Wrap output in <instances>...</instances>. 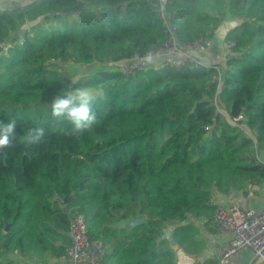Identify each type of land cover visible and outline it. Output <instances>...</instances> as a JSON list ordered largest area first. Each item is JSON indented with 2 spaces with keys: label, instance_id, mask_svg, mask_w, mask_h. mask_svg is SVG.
Wrapping results in <instances>:
<instances>
[{
  "label": "trees",
  "instance_id": "1",
  "mask_svg": "<svg viewBox=\"0 0 264 264\" xmlns=\"http://www.w3.org/2000/svg\"><path fill=\"white\" fill-rule=\"evenodd\" d=\"M82 1L88 7L70 14L55 12L78 0L0 8V44L27 29L22 43L0 50V121H17L14 144L0 148V258L14 250L61 256L71 215L81 211L108 250L102 264H176V248L161 238L165 226L186 253L200 254V228L185 217L204 218L215 232L214 193L264 182L255 151L264 147V0L170 1L184 41L213 37L222 19H238L225 35L236 45L218 92L216 70L206 66H153L128 76L101 67L72 81L68 62L120 60L167 37L156 0ZM81 86L101 92L92 104L98 123L74 135L67 119L51 116V102ZM240 114L252 136L229 120ZM37 127L45 129L39 142L20 141ZM140 214L146 218L134 228L118 226Z\"/></svg>",
  "mask_w": 264,
  "mask_h": 264
},
{
  "label": "built area",
  "instance_id": "2",
  "mask_svg": "<svg viewBox=\"0 0 264 264\" xmlns=\"http://www.w3.org/2000/svg\"><path fill=\"white\" fill-rule=\"evenodd\" d=\"M171 0H156L155 11L162 20L166 32V40L159 46H152L147 52H134L131 56L116 61L97 62L93 64L105 65L102 67H114L122 74L128 76L144 71L153 66L168 65L181 68L189 65L192 68L200 66L212 67L216 70L211 81L217 82V92L223 81L225 59L233 52L236 45L234 40H226L222 61L205 64L199 58V54L207 53L214 46L213 37H201L195 41H184L178 33V24L175 21V13L169 8ZM24 37L14 40L12 45L22 43ZM217 93L214 103L217 110L221 111L217 102ZM242 114L229 118L239 126ZM209 129V126L206 127ZM249 136H252L246 131ZM264 184V182H263ZM210 202L216 205L211 217L217 226L218 233L223 238V244L216 246L215 258L217 264H227L229 260L243 250L252 252V260L257 257L256 264H264V205L253 207L242 205L240 202H226L223 198L211 197ZM194 218L187 215L183 223L198 224ZM69 236L71 241L61 255L64 264H102L108 250L101 237L91 236L88 230L85 215L76 211L71 215L69 224Z\"/></svg>",
  "mask_w": 264,
  "mask_h": 264
},
{
  "label": "crops",
  "instance_id": "3",
  "mask_svg": "<svg viewBox=\"0 0 264 264\" xmlns=\"http://www.w3.org/2000/svg\"><path fill=\"white\" fill-rule=\"evenodd\" d=\"M40 0H0L1 9L10 8H23L29 6ZM225 22L218 26L216 33L213 36L214 46L207 53L199 54V58L205 64H211L214 62L222 61V54L224 52L225 35L227 30L234 25V20L231 17H226ZM256 149V148H255ZM258 156L264 160V147L260 149ZM247 192V195L244 194ZM216 197L223 198L226 202H240L242 205L262 207L264 205V184L255 189H248L247 191H232L229 194H223L220 192L214 193ZM263 196L259 204H255L256 195ZM246 203V204H243ZM128 221V220H125ZM197 226L200 228L199 238L204 239L206 245L202 253L197 255H191L186 253L181 247L176 245L177 260L176 264H195L196 261H204L207 258H215L216 246L223 244V238L218 233V229L215 232L210 231L205 226L204 218H197ZM214 224V223H213ZM215 225V224H214ZM36 261L44 262L45 264H64V260L61 256L55 257L50 255H43L42 258L35 255L23 256L17 250L5 254L0 258V264H35ZM227 264H252V252L249 250H243L235 257L231 258Z\"/></svg>",
  "mask_w": 264,
  "mask_h": 264
},
{
  "label": "clouds",
  "instance_id": "4",
  "mask_svg": "<svg viewBox=\"0 0 264 264\" xmlns=\"http://www.w3.org/2000/svg\"><path fill=\"white\" fill-rule=\"evenodd\" d=\"M101 95L100 90L91 87H74L61 96H56L51 102V116L56 119H67L72 125L74 135H83L91 131L98 123L97 114L92 104ZM16 119L7 122L0 121V148L10 147L16 140ZM45 129L37 127L27 130L20 136L21 142L37 143L44 136Z\"/></svg>",
  "mask_w": 264,
  "mask_h": 264
},
{
  "label": "water",
  "instance_id": "5",
  "mask_svg": "<svg viewBox=\"0 0 264 264\" xmlns=\"http://www.w3.org/2000/svg\"><path fill=\"white\" fill-rule=\"evenodd\" d=\"M86 7H88V5L85 2H83L82 0H78V3L75 6L70 7V8H64V9L58 10L55 13H58V14L76 13L79 10H81L83 8H86ZM26 33H27V29L26 28H22L20 30L12 32L0 44V50H2L3 46H5L6 44H9L10 42H13L14 40L19 39L20 37L24 36ZM12 144H14V143H12ZM244 194L247 195V192H244ZM66 200H67V196L62 199V202H65ZM145 218H146L145 214H140V215H136V216L132 217L128 221L120 219V220H118V226L122 227V228L128 227V228L132 229L136 225L143 223ZM163 231H164V234L162 235L161 238H165V239L169 240L171 247H176L177 243H176V240L173 237L172 229L170 227L165 226L163 228ZM256 261H257V257L252 260V264H256ZM35 264H45V263L41 262V261H36Z\"/></svg>",
  "mask_w": 264,
  "mask_h": 264
},
{
  "label": "rangeland",
  "instance_id": "6",
  "mask_svg": "<svg viewBox=\"0 0 264 264\" xmlns=\"http://www.w3.org/2000/svg\"><path fill=\"white\" fill-rule=\"evenodd\" d=\"M224 19H222V23L225 22ZM233 20H234V23L236 21H238V19H236V18H234ZM102 66H105V65H98V64H80L79 65V64H74L72 62H68L67 64H64V67L67 70V74L69 75V77H71L72 81H75L76 79H78L80 77L94 73V72L100 70ZM111 68H113V67L112 66L106 67V68H104V70H109ZM242 126H244V125L242 124ZM244 128H245V130H243L244 132L245 131H247L249 133L251 132V130L249 128H247L246 126H244ZM260 149L261 148L255 149L256 154L260 153ZM262 198H263V196L257 194L255 196V200H253V201H255L254 203L257 205L261 202ZM243 204H246V203H243Z\"/></svg>",
  "mask_w": 264,
  "mask_h": 264
}]
</instances>
